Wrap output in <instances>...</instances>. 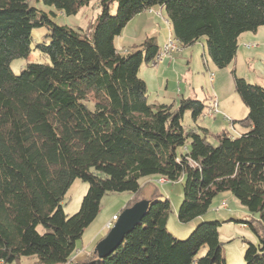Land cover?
Listing matches in <instances>:
<instances>
[{"label": "trees", "instance_id": "obj_1", "mask_svg": "<svg viewBox=\"0 0 264 264\" xmlns=\"http://www.w3.org/2000/svg\"><path fill=\"white\" fill-rule=\"evenodd\" d=\"M90 1L44 0L67 15ZM97 1L101 13L87 32L55 23L30 0H0V261L227 264L221 223L202 221L186 239L175 237L167 227L171 201L158 189L112 254L73 260L106 194L138 197L140 179L159 175L183 180L182 223L202 217L216 196L231 192L258 215L243 222L259 238V244L247 242L245 262L264 264V85L235 73V89L249 112L232 122L242 132L224 130L212 143L209 130L201 134L183 123L188 111L194 120L204 115L205 101L182 98L177 109L149 102L140 71L161 50L157 39L126 53L115 45L137 14L160 6L182 48L205 37L214 64L226 68L236 60L240 36L264 26V0ZM40 27L50 31V42L38 45L49 62H29L15 74L12 61L29 58L32 31ZM77 178L89 189L80 210L68 215L63 201Z\"/></svg>", "mask_w": 264, "mask_h": 264}, {"label": "rangeland", "instance_id": "obj_2", "mask_svg": "<svg viewBox=\"0 0 264 264\" xmlns=\"http://www.w3.org/2000/svg\"><path fill=\"white\" fill-rule=\"evenodd\" d=\"M30 4L41 12H46L51 19L60 25H68L76 29L89 31L101 8L97 0L83 6L75 15H67L55 6H48L44 0H30ZM117 13V5L112 8ZM167 12L160 6L137 14L116 37L115 45L122 53L141 45L150 38L157 39L161 48L173 38ZM49 29L35 28L32 31V54L29 58H17L12 61L11 69L20 74L29 62L48 63L49 59L40 54L39 44H48ZM174 39V38H173ZM235 73L246 78L250 83L264 85V26L257 32H245L239 38L236 60L226 68H218L207 51L206 38L202 37L194 45L168 54L165 60L157 65L144 63L140 77L148 86V99L153 104H173L177 109L182 98L193 97L205 101L206 110L198 120H194L192 112L184 117V125L203 134L209 130V140L217 143V136L224 130L237 135L242 129L239 124L232 127L233 120L244 119L249 112L235 89ZM218 102L219 113L211 116L215 102ZM210 106V107H209ZM228 117L230 120L226 119ZM186 151V148L182 149ZM183 180L168 182L159 175L145 176L140 179L143 195L133 198L130 192L106 194L101 201L100 212L96 219L86 228L83 237L77 243V251L73 260H82L94 253L99 243L111 230L110 225L117 221L120 213L127 208L129 201L151 199L155 190H159L164 198L171 201L168 229L179 239H186L202 221L216 220L219 226L222 252L227 264H246L245 253L247 242L259 244L258 236L245 225L244 221L258 218L231 193L224 192L216 196L209 211L200 218L187 223L179 220L178 212L184 199ZM89 189V184L77 178L69 188L63 201L64 211L68 215L77 213ZM132 199V200H131ZM133 204V205H134ZM132 205V204H131ZM40 231L43 227L40 226ZM203 249L202 253H205ZM36 258H22L8 264H35Z\"/></svg>", "mask_w": 264, "mask_h": 264}, {"label": "water", "instance_id": "obj_3", "mask_svg": "<svg viewBox=\"0 0 264 264\" xmlns=\"http://www.w3.org/2000/svg\"><path fill=\"white\" fill-rule=\"evenodd\" d=\"M150 206L149 199H143L123 210L110 232L99 241L94 253L99 258L112 254L123 242L125 235L130 233L144 218Z\"/></svg>", "mask_w": 264, "mask_h": 264}, {"label": "built area", "instance_id": "obj_4", "mask_svg": "<svg viewBox=\"0 0 264 264\" xmlns=\"http://www.w3.org/2000/svg\"><path fill=\"white\" fill-rule=\"evenodd\" d=\"M174 51H177L175 49H173V41H168L167 44L165 45V48L163 50V48H161V50L159 51V53L156 55L155 59L151 62L153 65H157L161 62H163L166 58V56ZM219 113V109H218V102L216 101L213 107V112L211 111L210 115L214 116L215 114ZM226 119L230 120L228 117H226ZM231 121V120H230ZM115 219H118V216L115 217ZM110 228H112V224L110 225ZM0 264H8L7 262H2Z\"/></svg>", "mask_w": 264, "mask_h": 264}, {"label": "bare ground", "instance_id": "obj_5", "mask_svg": "<svg viewBox=\"0 0 264 264\" xmlns=\"http://www.w3.org/2000/svg\"><path fill=\"white\" fill-rule=\"evenodd\" d=\"M169 41H173V49L175 50H182V47L180 46V44L177 42V40L173 39L172 37H170ZM165 179V178H164ZM3 261H0V263H2Z\"/></svg>", "mask_w": 264, "mask_h": 264}, {"label": "crops", "instance_id": "obj_6", "mask_svg": "<svg viewBox=\"0 0 264 264\" xmlns=\"http://www.w3.org/2000/svg\"><path fill=\"white\" fill-rule=\"evenodd\" d=\"M169 25H170V23H169ZM171 30V33H172V29H170ZM259 30V29H258ZM240 132H242V129L240 130Z\"/></svg>", "mask_w": 264, "mask_h": 264}]
</instances>
